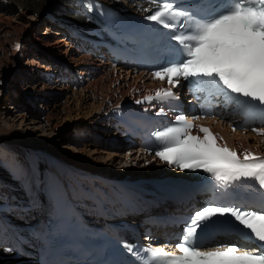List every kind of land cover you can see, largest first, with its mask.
<instances>
[{"label": "snow or ice", "instance_id": "snow-or-ice-1", "mask_svg": "<svg viewBox=\"0 0 264 264\" xmlns=\"http://www.w3.org/2000/svg\"><path fill=\"white\" fill-rule=\"evenodd\" d=\"M147 3L142 11L151 14L145 19L169 30L165 58L151 72L153 79L167 81L168 87L136 103L178 99L173 89L184 81L189 91L202 92L209 101L222 97L243 118L241 127L264 136V127H250L257 122L264 125V0ZM157 114L167 113L161 107ZM193 129L203 135L193 134ZM153 135L158 142L154 158L182 171L201 170L233 191L230 200L213 199L193 211L177 236L175 252L131 244H125L126 251L141 264H264V155L247 149L238 154L218 143L223 138L209 127L182 112ZM246 181L254 182L252 199H242L236 192ZM221 234L237 235L238 240H218Z\"/></svg>", "mask_w": 264, "mask_h": 264}, {"label": "bare ground", "instance_id": "bare-ground-1", "mask_svg": "<svg viewBox=\"0 0 264 264\" xmlns=\"http://www.w3.org/2000/svg\"><path fill=\"white\" fill-rule=\"evenodd\" d=\"M106 1L116 5L132 7L129 0ZM0 10L4 11V13L17 10L21 16L29 13V15L35 19L43 16V14L47 15L52 13V16L45 18V23L48 22L47 26H49V22L53 23V25H60L56 31L59 32L60 30L63 35L70 34V30L73 29L87 33L98 30V27L94 23H91L93 21L89 16L83 13L75 0H0ZM46 10L47 12H45ZM4 13L0 12V20L2 21ZM54 13L58 14V16ZM62 19L66 20L68 23L66 26L63 25ZM2 29L4 28L0 27V30ZM68 36L73 37L72 34ZM27 52L28 50L26 53ZM37 53L38 52L34 50L31 52V54ZM89 57L90 54L83 52L81 56H73L72 58H75L79 64L89 61ZM28 64L33 71L32 73L30 71L32 77L36 76L37 71V76L35 77L37 79L45 80L44 72L47 73L46 75H50L53 71L52 64L46 67L44 66L43 70L36 69L34 66L40 65L35 55L28 61ZM89 66L93 68L92 65ZM113 67L115 68L116 66H112V68H110L111 71H115ZM120 70L121 76L117 73L116 77H112L110 74L111 71L105 74L104 78L108 77L110 80L109 88L105 91L106 93H104L105 89H102L101 92L92 91L93 96L101 94L102 101H100L102 105L106 106V110L117 103L118 99H113V95H115L116 92L120 93V99H122V97L125 98L129 97V95H135V92L142 90L138 84L139 80H141L142 72L136 75L134 74L133 80L130 81L128 80V76L132 75L130 72L131 70L127 68L125 75L122 69ZM53 72H55V70ZM81 72H84V70H81ZM39 79L37 81H39ZM114 82L117 86L115 89H112L110 85ZM144 87H148V85L144 84ZM60 88L61 87H58V89ZM113 91L114 94H111ZM105 100L107 101L105 102ZM18 118H20L21 121H25L26 119L24 113H19ZM31 122L34 121L31 120L30 123ZM14 123V121H11L6 124H0V264H36L34 257L41 241L39 231L43 234L41 218L45 207L42 200L39 199L34 192L36 188L42 187L41 169L46 166H53L59 169L57 166H62L63 169L59 170L76 185L78 192L82 187H92L101 192L105 191L108 193L110 187L105 188L104 179L101 181L100 178L115 177V175H109L111 173L108 172L109 167L106 165L96 162L95 160L96 164L91 162L92 153L99 152L97 148L91 150L89 147L91 143L86 144L83 148L76 149V147H74L75 149L73 152L71 144H64L61 146V151L59 153H50L36 146V139H34V137L24 132L17 131L16 128H14ZM217 126L225 133L228 143L239 153L243 154L245 149L251 152H263V148L260 145L262 137L253 133L244 134L239 130L231 131L228 125H224V123L220 121L217 122ZM111 133L114 134L113 131H111ZM51 147L52 149L56 148L55 145ZM101 151H103V149H101ZM138 152L139 149H135L134 147L131 154L129 151L128 154L130 155L128 156H132L131 159L133 158L139 161L143 159V157H141L142 152L139 153V155ZM110 155L119 156L120 161L127 156V154L123 155L119 152L110 153ZM113 159L116 160V158L112 157L111 160ZM126 160H128V158H126ZM150 163L151 167L150 165L148 166L147 172H150L151 169L154 168L152 163L156 164V171L152 170L155 171L152 172V174L157 175L164 170L163 163L156 158L154 160V156H150L149 164ZM152 174L132 175V178L127 179H139L140 177L151 176ZM122 178L126 179L125 176ZM18 191H25L26 193L19 194ZM16 193H18L17 195H23L24 198H19ZM120 218L124 217L119 216L112 219Z\"/></svg>", "mask_w": 264, "mask_h": 264}, {"label": "rangeland", "instance_id": "rangeland-1", "mask_svg": "<svg viewBox=\"0 0 264 264\" xmlns=\"http://www.w3.org/2000/svg\"><path fill=\"white\" fill-rule=\"evenodd\" d=\"M0 12L4 13L1 10ZM56 15L58 16V14ZM48 16H52V13L43 14V16L35 19L29 13L21 16L19 11L15 10L4 13L3 21L0 20V27L4 28L0 30V124L14 121V128L17 131L31 135L36 139V146L50 153H59L61 146L64 144H71L73 152L74 147L76 149L83 148L86 144L91 143L89 145L91 150L93 148L99 149V152L92 153L91 162L95 163L96 161L106 165L109 167L108 172L111 173L109 175H115V177L125 176L127 179L132 178V175L152 174V172H155V164L152 165L154 168L147 172L149 165H146V159L144 157L139 161L131 159L132 156H128L131 152L128 154L129 150L126 148H112L104 144V141L100 144L91 142L85 139L88 136L87 134L82 136L81 139L83 141L81 144L78 145L73 142L75 138L73 134H81L85 131L83 129L101 124V121H99L101 113L108 109L106 110V106L101 104V94L93 96L92 91L101 92L102 89H105L104 93H106L110 80L108 77H104L111 70L107 65L104 66L105 64L97 63L90 56L88 60L96 63V65L91 64L93 67L91 69L100 70V73L96 77L87 79L81 87L73 88L58 83H48L39 78V81H37L38 79L35 78L37 71L36 76L32 77L30 71L31 73L33 71L28 66V61L33 55H35L40 65L34 67L42 70L44 66L52 64L51 55H54L58 61L68 62L76 67L89 63V61H85L78 64L75 58H72L73 56H81L83 52L79 54L73 49V42L68 40L73 39V37L68 36L70 34H66V36L60 30L59 32L56 31L60 25H53V23L49 22V26H47L48 22L45 23V18ZM62 20L63 25L66 26L68 23L66 20ZM27 50L28 52L26 53ZM33 50L38 53L31 54ZM119 71L120 69L116 72L121 76ZM125 72L123 71L124 75ZM117 73L112 70L110 74L112 77H116ZM128 77V80L132 81L133 73ZM116 86L115 82L110 85L112 89H115ZM58 87L61 88L58 89ZM111 94H114V91ZM126 98L122 97L120 99V93L118 92L113 95L114 100L118 99L117 102ZM39 109L42 110V113L38 112ZM19 113H24L25 121H21L18 118ZM31 120L34 122L30 123ZM54 145L56 148L52 149L51 146ZM114 152H119L123 155L127 154L126 158L128 160L124 158L120 161L119 156L110 155V153ZM112 157L116 158V160H111ZM57 167L63 169L60 165ZM105 178L101 177L100 179L102 181ZM20 196L24 198L23 195H19V198Z\"/></svg>", "mask_w": 264, "mask_h": 264}]
</instances>
